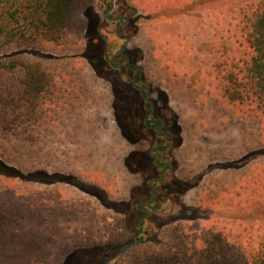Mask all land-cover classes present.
I'll return each instance as SVG.
<instances>
[{"label":"rangeland","instance_id":"obj_1","mask_svg":"<svg viewBox=\"0 0 264 264\" xmlns=\"http://www.w3.org/2000/svg\"><path fill=\"white\" fill-rule=\"evenodd\" d=\"M104 1H76L73 31L61 38L63 46L21 48V53L27 57L45 62L49 57L74 56L77 53L67 46L69 43L76 46L77 56L85 58L80 57L75 62L80 67L77 70L85 72L88 68L98 81L96 86L100 85L89 115L81 106L76 107L74 97L67 99L71 105L63 102L56 105L51 101L47 104V118L41 120L42 125L45 122L43 127L30 125L37 137L31 144L23 139L26 134L25 124L21 125V111L26 108L18 100V78L23 77V73L0 70V124L8 123L5 117L8 121H17L9 131H3L0 125V163L5 164L4 171H0V264H92L97 257L118 254L134 242L128 224L121 226V216L115 212H126L133 186L142 192H146L147 187L139 175L127 171L136 167L129 156L134 147L129 146L126 153L123 152L122 158L125 156L127 164L122 165V160L116 157L124 144L118 134L109 130L120 122L128 136L134 138L133 120L125 115V108H132V103L124 104L121 98L116 100L95 70L104 64L107 44H103V51L99 52L96 39H88V45L85 42L86 33L95 31L92 23L98 21L97 17L104 18V10L100 8ZM127 1L137 9L140 20V34L135 44L141 51H132L134 61L140 64L142 57H146L149 81L156 89L163 87V91L158 90L168 98V110L180 116L182 149L186 150L180 179H195L194 186L199 185L208 168L232 164L253 150L264 151V118H247L230 105L217 88L220 82L215 78L214 69L221 54L230 48L229 30L234 29L239 11L246 4L260 0ZM87 16L91 21L89 29ZM78 39L83 43L81 48L77 47ZM89 71L86 75L91 74ZM108 100L109 104L104 107V101ZM81 113L89 120L82 119ZM29 130L26 132L30 133ZM121 165L122 170L117 168ZM142 173H146L145 170ZM50 176L57 178L51 180ZM128 176L136 180L124 195L128 181L124 179ZM46 180L53 182L52 188H47ZM95 183L104 187L109 195L102 201L103 206L94 197L82 195L83 185L90 189L91 195H98L92 186ZM197 194H206L208 204L216 203L222 213L232 215L237 208L221 201L226 195H222L220 188L202 182L197 190L186 191L179 198L182 204H173L170 214L154 222L152 233L156 235L166 225L201 215L202 220L197 225L191 221L184 224L185 232L201 231L212 224L217 226H214L216 230L226 226L224 231L231 229L241 233V237L236 238L238 246L258 245L264 239L262 221H254V218L228 221L217 219L213 212L201 214L186 209ZM249 194L241 190L236 203L261 200ZM63 217L73 222L60 223ZM255 217L264 220V217ZM234 240L230 242H236ZM115 246L117 250L112 251ZM135 259L132 254L127 264H135Z\"/></svg>","mask_w":264,"mask_h":264},{"label":"trees","instance_id":"obj_2","mask_svg":"<svg viewBox=\"0 0 264 264\" xmlns=\"http://www.w3.org/2000/svg\"><path fill=\"white\" fill-rule=\"evenodd\" d=\"M76 1L0 0V70L23 73V77L18 78V100L26 108L21 111V125L25 124L26 134L23 139L31 144L37 140L30 128L31 123L40 128L41 120L47 118V104L51 101L56 105L60 102L67 104V92L73 94L77 89L87 91V75L86 71L77 70L80 67L75 62L80 57L83 60L85 58L77 56L78 48L70 43L67 49L72 47L77 54L72 57H49L45 62L27 57L21 53V48L63 46L61 38L73 31ZM237 15L234 29L229 30L230 48L227 47L226 52L221 54V60L214 66L215 78L220 82L217 88L229 104L234 105L247 118H264V0L246 4ZM78 40L77 47H83L82 41ZM79 86L83 88H77ZM5 120L8 123L0 124L3 131H9L17 122L8 121L7 117ZM28 130L31 132H26ZM242 158L232 164L229 161L230 164L216 166L211 170L208 168L202 180L221 189L222 195H226L221 197V201L237 207L232 215L220 212L216 203L209 205L207 195L201 196L200 193L191 199V205L186 209L201 214L213 212L212 215L217 219L228 221L254 218V221L264 222L255 217H264V151L253 150ZM0 166V171H4L5 164L0 163ZM129 176L126 180L131 182L125 183L124 195L136 180ZM50 178L54 180L57 176ZM201 183L188 188L189 181H186L185 190H197ZM83 186L85 191L90 192L89 188ZM92 186L100 199L109 198L104 187L98 183ZM173 187L177 188L175 184ZM241 190L261 200L250 203L248 199L245 204L242 201L236 203ZM201 220L200 215L167 225L154 239L129 250L120 263H130L129 256L134 254L135 264H264V239L258 245L249 243L238 246L236 238L241 237V233L231 229L224 231L226 226L216 230L214 226H217L212 224L201 231L185 232V223L191 221L197 225ZM232 238L236 242L231 243Z\"/></svg>","mask_w":264,"mask_h":264},{"label":"flooded vegetation","instance_id":"obj_3","mask_svg":"<svg viewBox=\"0 0 264 264\" xmlns=\"http://www.w3.org/2000/svg\"><path fill=\"white\" fill-rule=\"evenodd\" d=\"M119 1L105 0L101 4L104 18L100 20L97 17L98 21L92 23L96 32L86 33L85 42L96 39L99 52L103 51L101 46L107 44L104 64L95 70L101 74L116 100L121 98L124 104L132 103V108H125V115L133 120L134 138L128 136L120 122H117V127L128 146L134 147L129 156L136 167L129 171L139 175L147 187L146 192L134 186L131 188L130 204L123 212L134 241L139 240L141 244L157 237L161 231L156 235L152 233L154 222L160 216L170 214L173 204H182L179 198L187 191L184 183L189 181L188 188H194L195 179H180L186 160V150L182 149L180 116L168 110L169 100L159 91H163V87L158 86V90L149 81V66L144 63L146 57H142V63H135L132 51H141L135 44L140 34L138 11L127 0ZM128 11L131 13L127 14ZM90 23L88 17V29ZM143 170L146 173H142ZM174 184L177 188L173 187ZM117 247H113L112 251ZM125 253H106L92 264H120Z\"/></svg>","mask_w":264,"mask_h":264},{"label":"crops","instance_id":"obj_4","mask_svg":"<svg viewBox=\"0 0 264 264\" xmlns=\"http://www.w3.org/2000/svg\"><path fill=\"white\" fill-rule=\"evenodd\" d=\"M87 71H89V69L87 68V70H86V72ZM89 72H91V71H89ZM92 74V75H91ZM91 74L90 75H87V77H86V79H87V82H86V84H87V91H80L79 89H77L76 91H74L75 93H71V92H67L66 93V101H67V99L68 98H71V97H74V99H75V102H76V107L77 108H79L80 109V106H81V108L85 111L86 110V112H87V114L89 115V109L93 106V104H95V100L97 101V91L100 89L99 88V86L100 85H97L96 86V83L98 82V81H95L94 79H95V76H94V74L91 72ZM93 76V77H92ZM106 87H105V89L106 88H108V86L106 85V84H104ZM104 87V86H103ZM77 88H83V86H79V87H77ZM89 88L91 89V91L89 90ZM109 89V88H108ZM101 91V90H100ZM106 95H107V98H108V92H106ZM92 101V102H91ZM104 103H105V105H104V107L106 106L107 107V105L109 104V100H108V102H105L104 101ZM67 104L68 105H71V104H69V102L67 101ZM71 109V108H70ZM101 110V109H100ZM81 112V111H80ZM75 117V116H74ZM80 117H82V119H88L89 120V117H85L84 118V116L82 115V113H81V115H80ZM98 117L100 118V111H99V115H98ZM96 124H99V122L97 121V123ZM102 129V128H101ZM109 130H112L111 131V133H115V134H118L120 137H121V139H122V142H123V144H124V146H123V148H122V150L120 151V154L116 157V158H120L121 160H122V165H126V163H125V156L122 158V155H123V152H125L126 153V150H128V144L125 142V140L123 139V137L121 136V133H120V130H119V128L117 127V126H114L112 129H110L109 128ZM108 145H110V143L108 144ZM114 155V154H113ZM122 165L121 166H119V167H117V168H120L121 169V167H122ZM122 170V169H121ZM127 171H128V174L130 173L131 174V172L129 171V169H127ZM132 176V175H131ZM130 178V177H129ZM135 178V177H134ZM124 181H126V178L124 179ZM46 183H47V188H52L53 187V185H52V183L53 182H47V180H46ZM105 189V188H104ZM83 194L82 195H84V196H88V197H94L98 202H100L101 203V205L103 206V203H102V199H100L99 197H98V195H96V196H94V194H92L91 195V193H89L88 191H85V190H83ZM82 199H84V198H82ZM88 201V200H87ZM89 202V201H88ZM87 202V203H88ZM98 206V205H97ZM99 210H100V212L102 211L103 213H104V211L102 210V208L100 209V207H99ZM116 214H117V216H121L120 217V225L122 226L123 224L124 225H127V221L125 220V217L123 216V214L122 213H120V212H115ZM103 216H104V214H103ZM102 220H103V218H102ZM63 221H69V222H73L72 220H70V218H66V217H63L62 218V220H60V223L61 222H63ZM125 222V223H124ZM60 223H58V225L60 224ZM102 223H104V221L103 222H101V226H102Z\"/></svg>","mask_w":264,"mask_h":264},{"label":"water","instance_id":"obj_5","mask_svg":"<svg viewBox=\"0 0 264 264\" xmlns=\"http://www.w3.org/2000/svg\"><path fill=\"white\" fill-rule=\"evenodd\" d=\"M140 243L139 240H135L133 243L127 245L126 247H124L121 251H119V255L125 253L126 251L130 250L131 248L135 247L136 245H138ZM116 249V248H115ZM114 249V250H115Z\"/></svg>","mask_w":264,"mask_h":264}]
</instances>
